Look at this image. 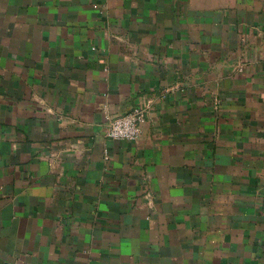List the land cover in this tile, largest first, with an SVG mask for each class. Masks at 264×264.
I'll return each mask as SVG.
<instances>
[{"label":"crops","instance_id":"1","mask_svg":"<svg viewBox=\"0 0 264 264\" xmlns=\"http://www.w3.org/2000/svg\"><path fill=\"white\" fill-rule=\"evenodd\" d=\"M0 264H264V0H0Z\"/></svg>","mask_w":264,"mask_h":264},{"label":"built area","instance_id":"2","mask_svg":"<svg viewBox=\"0 0 264 264\" xmlns=\"http://www.w3.org/2000/svg\"><path fill=\"white\" fill-rule=\"evenodd\" d=\"M144 121V113L138 108L117 115L107 116L106 136L111 139L136 141L142 132L141 126ZM107 160L108 157L104 156Z\"/></svg>","mask_w":264,"mask_h":264}]
</instances>
